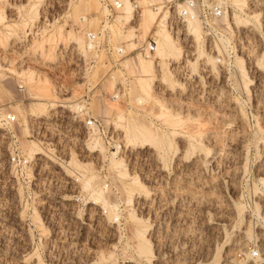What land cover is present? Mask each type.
<instances>
[{"label":"rangeland","instance_id":"1","mask_svg":"<svg viewBox=\"0 0 264 264\" xmlns=\"http://www.w3.org/2000/svg\"><path fill=\"white\" fill-rule=\"evenodd\" d=\"M246 1L256 19L215 36L201 30L204 55L185 23L167 28L180 47L166 56L172 84L156 67L138 103L139 55L110 27L119 11L108 32L122 49L108 55L84 43L104 11L97 0H0V115L15 118L0 119V264H264V0ZM139 5L122 29L157 41L162 26L143 35ZM164 102L193 117L191 129L212 112L200 128L211 139L225 130L228 144L190 153L178 138L164 157L128 141L126 126L164 128ZM93 119L102 130L93 133ZM93 134L103 148L90 146ZM32 142L42 149L30 157ZM73 155L79 166L67 169L61 162Z\"/></svg>","mask_w":264,"mask_h":264},{"label":"bare ground","instance_id":"2","mask_svg":"<svg viewBox=\"0 0 264 264\" xmlns=\"http://www.w3.org/2000/svg\"><path fill=\"white\" fill-rule=\"evenodd\" d=\"M224 1L227 4V12L223 16V22H225L224 23V25L226 26L225 28H227L228 30L232 31L234 23L236 25H238L241 23H247L248 21H250V18L256 19L255 14H250V12L245 10L244 7L247 4L246 0H224ZM121 3H122L121 7L119 9H117V11H116V13L119 11V14L116 15V17L114 18L113 24H111L112 26L110 25V27H111L115 36L121 35V38L125 39L126 41L131 40L130 42H128L127 45L128 46H134L138 43L137 40L135 41L136 29H134V27L133 28L130 27L126 31L122 29V27L126 26L128 23H130V20L133 19L131 0H121ZM137 3L140 4V0H137ZM146 3H147V0H145V4ZM143 7H144V5H143ZM145 7H147V8H144L143 11L141 10V13H143L142 14L143 16L140 17L141 18L140 23L138 21L140 27L142 28L143 35L146 34L147 32H150L151 31V29H149L150 25L154 24L157 21V19H156L157 10H153L151 7H149L147 5ZM140 9H141V6H140ZM32 10L35 11L36 10L35 7H32V9H30L29 11H32ZM114 15H112V16H114ZM108 22L106 23V25H107V34L109 37ZM184 23L186 24V29L189 32V34H191L193 36L194 40L199 45V48H198L199 52H197L198 55H204L203 36L201 35L203 33V30L201 29V27L199 26L197 21H195L193 19L187 20ZM159 24L162 27L153 31L154 34L158 37V40L156 41L153 39L154 45H153L152 52L147 56L138 52L139 56L137 57V61L135 63V66L140 71V75L136 78L135 81H136V83H138L137 85L140 86L141 90L140 89L139 90L141 91V93L147 92V88L149 87L150 81L152 79L150 77V75L155 71L156 67H158V66L161 67V69H162L161 71H162V73H164V79H166L169 82V84H172V80L170 79V75H168V74L165 75V70H167V68H168L166 66V65H168L166 56L171 55V54L178 56L180 54V47L177 46V44L175 43L176 40L171 35V33H170L171 31L169 30L170 31L169 32L167 27L163 23L159 22ZM201 30H202V33H201ZM219 37H220V35H219ZM119 38H120V36H119ZM144 40H146V38ZM220 40L228 41L227 37L225 38L224 36L220 37ZM79 45H82L81 40H79ZM86 47L88 48V46H86ZM121 49H122V46L117 47L118 51H121ZM117 50L112 51V52H116ZM91 51L97 52L95 50H91ZM98 52H100V51H98ZM207 60L210 61L209 57L207 58ZM125 64H126V61H125ZM261 64L264 65V55L262 57V63ZM236 65L242 66V65H240V61H238ZM240 68H242V67H240ZM240 72H241L242 77H244V75H245L244 72L242 70ZM144 93H142V95ZM115 96H117V95H115ZM145 96H146L145 94L143 96L140 95V96H138V98L136 97L135 99H137L138 103H141L145 99L144 98ZM43 101L44 100H40L37 103L39 107L41 106L40 109H42L44 106ZM51 104H53V103L51 102ZM167 105L165 102H164V104L163 103L161 104L162 110H161L160 115L163 116V120H164L163 124L165 125L164 128L159 127V128H156V132H152L149 128H146L143 125H140L139 127H137L139 124L135 125V126H130V127L126 126L125 127L126 131L124 128V132L126 134L125 137L127 136V140L132 141V142H136V143L138 142L141 145H147L148 143L154 144V146L158 147V149L161 151L160 154H162V156H164V157L165 156L167 157L170 153H173L177 149V147H178L177 146V144H178L177 139L178 138L185 139L183 141L187 142L186 146L188 144V147L186 148V146H185L184 150L189 151L190 153L196 152V151H198V152L204 151L206 154L212 149V148L210 149V147L213 145H217V146L221 145V147H222V146H226L228 144L227 143L228 138L231 137V134L228 135L227 134L228 132H226L225 130L223 131L224 133H226L225 135H222V133L217 135L215 133L216 137L214 136L212 139L209 137L210 135L207 136L208 133L204 132L205 131L203 129V128H205V127H203L204 124L209 122L210 119L213 120L212 119L213 118L212 112H211L212 115L209 112L207 117L204 116L203 118H201L200 114L197 115V118H195V119L197 120L198 124L196 122L195 123L196 127L193 126L192 128H194V129H191V128H189L190 126L189 127L187 126L188 125L187 121L190 119L189 122L193 123V120H194V119L192 120L193 117H191L190 115L188 116L186 114H185L186 116L182 115L181 112L175 113V111H172L173 109L171 110L170 109L171 107H169ZM38 106L36 108H38ZM81 108H82L81 106L78 107V109H81ZM40 109H38L37 112H41V111H39ZM243 112H242V114L245 115V113H243ZM223 115H224L223 117H226L227 113H225ZM194 122H195V120H194ZM230 122H234V121L230 120L229 123ZM191 123H189V124H191ZM226 123L228 124V120H225L223 124H226ZM192 125H194V124H192ZM91 126H92L93 133L96 132L95 126L93 124ZM201 126L203 128H200ZM257 137H259V139L260 138L263 139V137H260V136H257ZM99 138H100L99 136L93 134L91 136V142L89 143L90 146H92V147L98 146L100 148H103ZM180 139H178V140H180ZM113 148L114 149L112 150V154L110 155V157H111L110 158V164L112 166H114V168H116L117 166H118L117 168H119L122 166L121 165L122 162L120 161V159H118L117 155H115V154H117L116 149H118L117 144H115L113 146ZM41 149L38 146L34 145L33 142L31 144L29 143L28 154L30 157H32V155L35 153L39 154ZM48 151H49V155H51V157L54 158V155L52 153V149L50 148ZM186 151H184V153H187ZM170 156H171V154H170ZM186 158H187V156H186ZM61 164L64 167H67V169L69 168L71 170H75L79 166V163L75 159L74 155L70 158V160H68L66 162L62 161ZM119 172H120V170H119ZM120 173H122V172H120ZM130 181L131 182H128V184L124 183L126 185L125 189L126 190L128 189V191L131 190L132 187L135 186L136 184L140 185V182L138 181L137 178L132 179ZM135 187H137V186H135ZM130 201L131 200L128 199L127 202L130 203ZM138 236L140 237L139 246H138L139 252L144 253V252L149 251V246H147L148 244H146V241L144 239L143 230L141 231L140 228H138Z\"/></svg>","mask_w":264,"mask_h":264},{"label":"built area","instance_id":"3","mask_svg":"<svg viewBox=\"0 0 264 264\" xmlns=\"http://www.w3.org/2000/svg\"><path fill=\"white\" fill-rule=\"evenodd\" d=\"M103 8V13L99 18V26L95 30H86L84 32V43L90 50L104 51L110 55L112 51L122 46L120 42H112L107 34L106 23L110 20L121 7V0H97ZM132 12L137 14L140 11V5L137 0H131ZM147 6L157 10V21L163 23L170 31L177 22L184 23L187 20H195L207 36L216 35L224 28L223 16L227 12V4L224 0H147ZM120 43V44H119ZM154 40L151 35H147L146 40L139 42L131 47L129 51L149 55L153 50ZM2 122L14 121V115L4 113L0 115ZM91 121V122H88ZM89 126L92 124L96 129L102 130L98 120H87ZM12 163L17 164L20 159L16 152L9 155ZM250 255H255L256 250L250 249Z\"/></svg>","mask_w":264,"mask_h":264}]
</instances>
